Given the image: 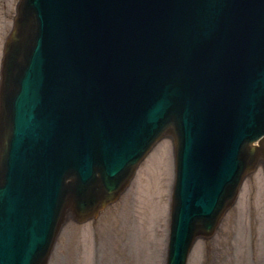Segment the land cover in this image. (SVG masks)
<instances>
[{
  "label": "water",
  "instance_id": "obj_1",
  "mask_svg": "<svg viewBox=\"0 0 264 264\" xmlns=\"http://www.w3.org/2000/svg\"><path fill=\"white\" fill-rule=\"evenodd\" d=\"M146 1L155 0L20 1L18 15L5 44L1 68L0 264H46L65 214L72 211L75 217L83 220L114 200L137 162L165 133L175 139L180 175L186 159L195 175L197 171L204 175L208 172L213 180L203 181L193 194L201 204L202 213L192 216L180 215L178 193L183 196L184 192L175 186L171 227L179 226L180 230H174L171 235L167 264H185L193 241L199 236H210L224 210L233 202L242 175L253 167L258 156L264 158V143L261 142L259 147L250 144L261 135L259 130L264 128V122H260L255 132L247 126L253 122L254 109L264 111V64L258 73L259 82L255 84L249 78L240 79L237 70L220 62L224 58L227 64L233 63V49L229 48L247 33L252 23L262 26L264 38V0H235L225 8L226 12L206 11L209 22L201 28L199 37L196 36L197 42L190 56L183 58L179 66L173 64L176 79L161 74L167 83L154 82L161 90L157 98L142 90L134 91L136 86L132 82H115L114 105L127 97L131 102L128 106L138 104L143 107L131 109L126 106L131 113L129 117H134L137 138L133 139L139 140L129 153L123 149L115 152L104 148L109 139L118 137L116 132L124 137L136 136L122 127H117L114 134L104 133L100 124V117L104 115L95 108L104 104L102 93L108 92V87H102V93L95 96L93 91L78 90L65 84L64 97L60 99L64 88L60 89L64 86L58 89L60 74L57 72L68 67L62 60L72 55L76 48L65 39L66 36L72 33L76 38L101 40L109 34L116 44H126L129 38L119 26L129 24L141 32ZM160 1L176 4L183 0L157 2ZM218 4V0L209 1L206 7L213 8ZM181 40L194 44L188 35L182 36ZM124 56L114 55L99 68L98 75L106 77L119 59L123 66L132 68L134 60ZM261 58L264 59V52ZM54 62L57 63L53 73H48ZM216 62L221 66H216L217 71L211 73L214 76L210 84L200 82L194 70L203 68L206 63L211 68ZM150 68L147 61L145 69ZM210 71H215L213 66ZM207 75L202 74V80ZM89 78L86 81L90 86L100 82V78L95 81ZM217 82L221 83L219 87L214 86ZM233 86V89L241 90L244 101H238L233 94L226 107L216 106L234 92L230 89ZM116 113L126 122L122 109ZM144 115L151 118L147 126L145 122L144 125L140 123ZM142 135L144 141L149 139L150 142L136 154L144 142ZM91 141V144L103 145L99 155L111 159L114 167L105 164L99 167L95 160L83 161L78 167V175L69 167H61L69 145L80 155L79 150L89 148ZM16 164L19 166L15 169ZM23 164L27 166L25 169ZM83 167L86 173H83ZM67 178L69 182H66ZM216 179L228 180L219 188ZM46 182H52V185H46ZM206 182L214 183L215 189L211 183L204 187ZM13 184L20 192L16 203L8 190ZM41 209L48 215H43Z\"/></svg>",
  "mask_w": 264,
  "mask_h": 264
},
{
  "label": "rangeland",
  "instance_id": "obj_2",
  "mask_svg": "<svg viewBox=\"0 0 264 264\" xmlns=\"http://www.w3.org/2000/svg\"><path fill=\"white\" fill-rule=\"evenodd\" d=\"M18 1L0 0V65ZM160 149V167L155 161L150 167ZM173 180V141L165 135L138 163L115 203L84 223L67 216L47 264H165ZM161 192L163 201L155 200ZM186 264H264L262 161L243 180L214 235L194 242Z\"/></svg>",
  "mask_w": 264,
  "mask_h": 264
},
{
  "label": "bare ground",
  "instance_id": "obj_3",
  "mask_svg": "<svg viewBox=\"0 0 264 264\" xmlns=\"http://www.w3.org/2000/svg\"><path fill=\"white\" fill-rule=\"evenodd\" d=\"M1 29H2V26H0V32H1ZM162 155H163L162 149H160L159 151L154 153V155L152 157V161H151L150 167L153 165L154 161L157 162L156 165L160 167V163H161V160H162ZM163 198H164V194L161 192V194H159V197H156L155 200H160V199L162 200Z\"/></svg>",
  "mask_w": 264,
  "mask_h": 264
}]
</instances>
